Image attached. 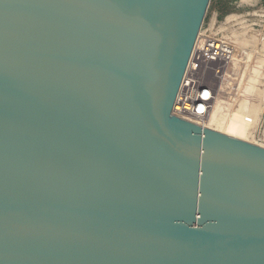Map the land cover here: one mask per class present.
I'll use <instances>...</instances> for the list:
<instances>
[{"label":"water","instance_id":"95a60500","mask_svg":"<svg viewBox=\"0 0 264 264\" xmlns=\"http://www.w3.org/2000/svg\"><path fill=\"white\" fill-rule=\"evenodd\" d=\"M211 0H0V264H264V147L175 116Z\"/></svg>","mask_w":264,"mask_h":264},{"label":"rangeland","instance_id":"374dc122","mask_svg":"<svg viewBox=\"0 0 264 264\" xmlns=\"http://www.w3.org/2000/svg\"><path fill=\"white\" fill-rule=\"evenodd\" d=\"M202 28V34L206 30V35L225 42L232 50V61L222 70L215 88L223 91L215 93L217 101L223 102V114L216 112L221 114L218 118L227 124L242 110L243 140L264 147V0H255L250 6L238 0H211ZM242 102L247 104L245 111L240 107ZM248 108H252L251 114Z\"/></svg>","mask_w":264,"mask_h":264},{"label":"built area","instance_id":"2783aa9c","mask_svg":"<svg viewBox=\"0 0 264 264\" xmlns=\"http://www.w3.org/2000/svg\"><path fill=\"white\" fill-rule=\"evenodd\" d=\"M231 61V48L225 42L206 35L205 30L191 54L172 113L203 126L209 102L214 96L213 83Z\"/></svg>","mask_w":264,"mask_h":264},{"label":"bare ground","instance_id":"6f19581e","mask_svg":"<svg viewBox=\"0 0 264 264\" xmlns=\"http://www.w3.org/2000/svg\"><path fill=\"white\" fill-rule=\"evenodd\" d=\"M202 30H203V28L201 29V31H200V33H199V36H198V38H197V42L200 40V37H201V35H202ZM197 42H196V44H197ZM235 59V58H234ZM235 62V61H234ZM253 78V77H252ZM220 78H218L217 80H215V83H213L214 85H213V94H214V96H213V99L212 100H210V102H209V111H208V115H207V117L205 118V120H204V122H203V126H205V127H210V128H213V129H219V130H222L223 132H225V133H227V134H229V135H233V136H236V137H239V138H242V139H245L246 138V134H245V130H244V125H243V118H244V114L242 113V110H241V112L239 111V109H238V113H236V115L234 116V118L229 122V123H225L224 124V121H222L221 119H224V118H218L221 114H223V113H221V111L222 110H220L221 109V107H223V106H221V104L223 105V102H221V103H219L220 101H217V99H216V96H215V93L216 92H220V91H222V90H220V88H218V90H216L215 91V88H216V84H217V82H218V80H219ZM252 80V79H251ZM250 80V81H251ZM213 82H214V80H213ZM249 83V82H248ZM251 83V82H250ZM219 84V83H218ZM221 85V84H220ZM253 85V84H252ZM252 85L250 86L251 87V89H252ZM249 87V88H250ZM223 88V87H222ZM249 88H247V89H249ZM251 89H249V90H251ZM246 90V89H245ZM247 91V90H246ZM223 92V91H222ZM248 92V91H247ZM217 94V93H216ZM215 97V98H214ZM222 101V100H221ZM245 102L243 103H240V107H241V109H244V111H245V109L247 108V104H245ZM245 106H246V108H245ZM239 107V108H240ZM254 109V108H253ZM220 110V113H216L217 111H219ZM247 110V109H246ZM248 110H249V113L251 114V110H252V108H251V110L248 108ZM243 111V112H244ZM254 111H252V113H253ZM245 114L246 113H248V112H244ZM218 116H217V115ZM220 114V115H219ZM249 114V115H250ZM246 116V115H245ZM256 143V142H255ZM260 145V144H259ZM263 144H261V146H262Z\"/></svg>","mask_w":264,"mask_h":264},{"label":"crops","instance_id":"0c3cea01","mask_svg":"<svg viewBox=\"0 0 264 264\" xmlns=\"http://www.w3.org/2000/svg\"><path fill=\"white\" fill-rule=\"evenodd\" d=\"M238 1H240L245 6H250L251 4L255 2V0H238Z\"/></svg>","mask_w":264,"mask_h":264}]
</instances>
